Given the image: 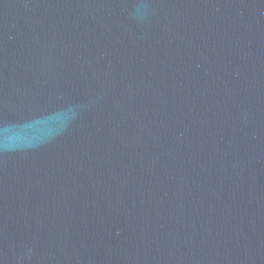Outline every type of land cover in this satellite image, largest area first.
Here are the masks:
<instances>
[{"label":"water","instance_id":"95a60500","mask_svg":"<svg viewBox=\"0 0 264 264\" xmlns=\"http://www.w3.org/2000/svg\"><path fill=\"white\" fill-rule=\"evenodd\" d=\"M0 264H264V0H0Z\"/></svg>","mask_w":264,"mask_h":264}]
</instances>
